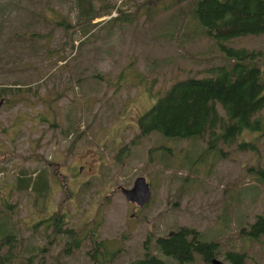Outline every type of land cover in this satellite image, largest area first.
<instances>
[{
	"label": "rangeland",
	"instance_id": "rangeland-1",
	"mask_svg": "<svg viewBox=\"0 0 264 264\" xmlns=\"http://www.w3.org/2000/svg\"><path fill=\"white\" fill-rule=\"evenodd\" d=\"M84 1L97 10L108 4L95 24H81L77 0H0V85L23 87L9 97L13 105H0V238L8 234L23 244L13 245L19 253L11 264H23L31 249L32 264H95L86 238L56 263L61 242L41 250L39 220L53 211H62L66 227L79 235L90 228L95 241L104 238L115 251L106 264H124L145 251L171 261L155 237L179 225L217 237L213 256L225 264L226 249L243 251L246 264H264L263 236L238 233L256 215L264 221V184L248 172L264 166V108L257 112L262 130L243 129L213 148L204 133L140 134L137 125L171 81L207 75L209 66L226 62L194 16V0ZM60 16L66 27L57 24ZM223 44L263 52L264 67V33ZM241 140H254L255 149L238 147ZM22 169L31 181L45 171L43 195L17 189ZM139 175L150 190L141 207L120 191ZM8 204L13 208L6 211ZM8 222L16 233L5 231ZM195 264L206 263L196 256Z\"/></svg>",
	"mask_w": 264,
	"mask_h": 264
},
{
	"label": "trees",
	"instance_id": "trees-1",
	"mask_svg": "<svg viewBox=\"0 0 264 264\" xmlns=\"http://www.w3.org/2000/svg\"><path fill=\"white\" fill-rule=\"evenodd\" d=\"M77 4L80 13L84 14L81 15L82 25L95 24L96 22L91 20L100 16V11L108 7L107 4L103 9L97 10L89 1L86 3L84 0H77ZM191 5L194 16L207 35L219 44L226 62L209 66L206 70L207 75H187L171 81L155 101L137 117V125L140 134L154 130L165 136L185 138L204 133L208 135L206 145L213 148L218 140L224 143L231 142L243 129L249 131L263 129L262 119L257 114L264 108V67L258 61L263 52L248 50L245 47L225 46L223 42L235 36L264 33V0H194ZM109 18L115 19L116 16ZM57 24L66 27V18L60 16ZM87 28L83 27L82 32L85 33ZM24 89L27 90L28 87ZM22 90L19 82H12L8 86L0 85V98L3 99V103H10L11 106L15 103L13 101L15 98L9 97L19 95ZM68 131L65 130L66 133ZM237 145L242 149H255L254 140H241ZM21 171L24 176L18 178L19 182L16 180L17 189L25 191L30 187L32 191L37 188L43 195L45 171L41 170L32 181L24 169ZM248 172L256 181L264 184V166H250ZM4 207L6 211L13 208L11 204ZM3 217L6 218L4 222L6 223L7 215ZM65 218L62 211H53L49 217L39 220L45 231L43 236L45 239L40 244L41 250H47L49 245L61 242L60 249L54 255V263L62 256L61 254L68 255L84 238L89 241L86 255L93 263L106 264L114 257L115 251L110 252L106 249L104 238L95 241L93 229L89 228L87 232L79 235L75 226L66 227ZM45 227L49 229L46 230ZM244 227L241 226L238 233L249 234L255 231L263 236L264 243V221L261 215H256L246 230ZM5 231L16 233L15 226L10 223ZM13 238L8 234L0 238V264H11V257L19 253L13 245L23 244L18 242V238L15 240ZM216 238L203 237L199 230L179 225L169 233L155 237L158 249L169 255L171 261L145 251L142 256L128 260L124 264H195L196 256L208 264L210 258L218 251ZM1 242L7 243V246ZM98 246L102 251H97ZM29 252L28 256L24 257L23 264L26 262L32 264L31 257L34 252L32 249ZM223 256L227 259V264H246L243 251L226 249Z\"/></svg>",
	"mask_w": 264,
	"mask_h": 264
},
{
	"label": "water",
	"instance_id": "water-1",
	"mask_svg": "<svg viewBox=\"0 0 264 264\" xmlns=\"http://www.w3.org/2000/svg\"><path fill=\"white\" fill-rule=\"evenodd\" d=\"M2 102V98H0V104ZM121 192L124 195V198L127 201L132 203H136L139 207L143 206L149 200V185L145 178L141 175L136 176L133 179V183L128 187H120ZM211 264H222V262L212 256L210 258Z\"/></svg>",
	"mask_w": 264,
	"mask_h": 264
},
{
	"label": "bare ground",
	"instance_id": "bare-ground-1",
	"mask_svg": "<svg viewBox=\"0 0 264 264\" xmlns=\"http://www.w3.org/2000/svg\"><path fill=\"white\" fill-rule=\"evenodd\" d=\"M2 101H3V99H2ZM1 104H2V102H1ZM1 104H0V105H1ZM120 191H121V190H120ZM121 193H122V192H121ZM122 194H123V193H122ZM123 196H124V195H123ZM149 196H150V190H149ZM129 202H130V201H129ZM134 205L138 206L136 203H134ZM219 260H220V259H219ZM220 261H221V260H220ZM221 262H222V261H221ZM222 264H225V263L222 262Z\"/></svg>",
	"mask_w": 264,
	"mask_h": 264
},
{
	"label": "flooded vegetation",
	"instance_id": "flooded-vegetation-1",
	"mask_svg": "<svg viewBox=\"0 0 264 264\" xmlns=\"http://www.w3.org/2000/svg\"><path fill=\"white\" fill-rule=\"evenodd\" d=\"M88 169H90L89 167H88ZM118 187V186H117ZM144 206V205H143ZM141 207V206H140ZM52 214V213H51ZM51 214H49V215H51ZM49 215H47L48 217H49ZM44 218V217H43ZM43 218H41V219H43Z\"/></svg>",
	"mask_w": 264,
	"mask_h": 264
}]
</instances>
